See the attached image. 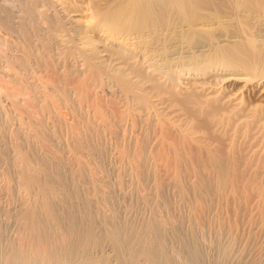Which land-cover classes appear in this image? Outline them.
<instances>
[{
    "label": "bare ground",
    "instance_id": "1",
    "mask_svg": "<svg viewBox=\"0 0 264 264\" xmlns=\"http://www.w3.org/2000/svg\"><path fill=\"white\" fill-rule=\"evenodd\" d=\"M0 31V264H264V0H0Z\"/></svg>",
    "mask_w": 264,
    "mask_h": 264
},
{
    "label": "rangeland",
    "instance_id": "2",
    "mask_svg": "<svg viewBox=\"0 0 264 264\" xmlns=\"http://www.w3.org/2000/svg\"><path fill=\"white\" fill-rule=\"evenodd\" d=\"M0 32H1V31H0ZM2 35H3V32L0 33V38H3ZM1 36H2V37H1ZM260 36H261V37H260L261 39H264V31L260 33ZM8 37H9V36H8ZM1 40H2V39H0V41H1ZM11 40H12V39H11ZM14 40H15V39H13L12 42H11V45H12V46H14V45L16 44V45H15L16 48H15V47H12V48H13V51L16 52V53H20V49L18 48L19 46L17 45L18 43H16ZM13 42H14L15 44H14ZM14 48H15L17 51H16ZM18 49H19V50H18ZM184 67H185L184 70H187L188 67L186 68V66H183V67H182V66H181V67H180V66H179V67L176 66V67H175V70H176V68H177L176 72H178V74H179L180 77H181V80H180L181 82H182V81H190V79H185V77H183V71H184L183 68H184ZM178 68H179V69H178ZM181 68H182L183 71L180 70ZM180 72H181V73H180ZM181 74H182V75H181ZM228 75H229V74H228ZM228 75H227V76H228ZM199 80H200V81H203V80H205V78H200ZM108 95H109V94H108ZM108 95L105 94L104 96H105V97H108ZM254 97H255V98H254ZM254 97H253V96H248V99H249V100L247 99L248 102H251V103H252V101H254V102H253L254 104H255V101H256V103H258V102L261 103V104L264 103V93H263L260 97H257L256 95H254ZM250 98H251V99H250ZM254 99H255V100H254ZM259 103H258V104H259ZM2 104H4V103L2 102ZM263 105H264V104H263ZM165 111H166V110H165ZM166 112H167L166 114L171 113V114H169V117H170L172 114H174V115H172L171 117H173L172 119H175V120H178V119L181 120V119H182V118L180 119L181 116L183 117V119H186V117H188V116H187L188 114L186 115L185 113H183L184 116H185V118H184L183 115L179 116L180 113H179V114L177 113V114H178V115H177L175 112H174V113L171 112V111H166ZM168 112H169V113H168ZM176 115H177V117L179 116L178 119H177ZM174 117H175V118H174ZM256 129H257V128L255 127V130L253 129L252 131H257ZM259 130H260V129H258V131H257V132H259V133L254 132V133L251 134V136L249 137L251 141L249 140V138L247 139V141H248L247 143H248V144L245 142V140H243V142L246 144V146H245L244 143H241V144L244 145V147H243L244 149L248 150V148H249V150H250L251 148H255V147H256L255 149H252V151L256 150V153H262V151L264 152V144H262V142L264 143V140H263V139H264V138H263V137H264V133H263V130H264V129H262V130H260V131H259ZM252 131H251V132H252ZM256 133H257V136H256V135L254 136V134H256ZM259 134L263 136V137L261 136V139H260ZM251 137H253V138L255 137L254 140H253V138L251 139ZM256 137L260 140V142H259L258 139H256ZM255 139H256V140H255ZM254 141H255V142H254ZM256 141L259 143L260 146L257 144ZM250 142H251V143H250ZM253 142H254V143H253ZM249 143H250V144H249ZM252 143H253V144H252ZM255 143H256L257 145H255ZM250 145H251V146L253 145V146L251 147ZM261 145H262V146H261ZM241 146H242V145H241ZM257 146H258V148H259V147H261V148L258 150ZM245 147H246V148H245ZM250 147H251V148H250ZM249 150H248V151H249ZM257 150H258V151H257ZM260 150H261V151H260ZM246 152H247V151H246ZM249 153H250V151H249ZM253 153H254V152H253ZM256 153H255V154H256Z\"/></svg>",
    "mask_w": 264,
    "mask_h": 264
}]
</instances>
